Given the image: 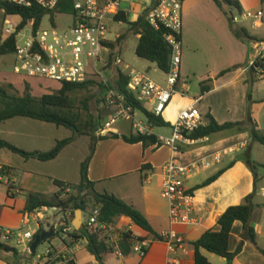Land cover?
Wrapping results in <instances>:
<instances>
[{
	"label": "crops",
	"instance_id": "crops-1",
	"mask_svg": "<svg viewBox=\"0 0 264 264\" xmlns=\"http://www.w3.org/2000/svg\"><path fill=\"white\" fill-rule=\"evenodd\" d=\"M143 2L145 4L140 7L135 5V0L122 2L121 10L129 22L136 21L145 10L152 8L157 0H143ZM239 3L242 10L257 8V0H239ZM0 12L3 14V11L0 10ZM111 24L113 25H110L108 42L112 44L118 39L120 41L111 48L106 47L103 52V58L107 63L104 66H99L101 77L108 81L115 79L119 68L114 63L108 65L112 54L122 59L125 70L131 69L129 65L130 62H133V64H139L144 72H156L155 64L137 57L133 61H126L125 46L128 38L133 34L127 27L125 28V24L122 22L114 21ZM133 36L135 38L133 49L135 54L139 36ZM180 36L179 74L181 80L186 82L187 79H197L200 83L207 81L210 90L193 98L179 97L176 99L174 97L161 116L169 124V128L180 111L193 105L198 113L205 117L206 124L209 122L206 118L208 114L218 124L244 122L249 111L259 132L264 131V119L256 109L264 105V98L254 95V84L258 80L264 81V75H262V71H258L252 80L248 75V63L253 57L259 55L264 63L262 54L264 36L254 38L256 40H248L249 44L237 39L228 24L225 7H218L214 0H182ZM250 48L255 49L254 54L250 53ZM228 69L231 70L219 76L222 71ZM209 80L211 81L208 82ZM187 89L186 85L184 90ZM248 94L250 96L249 103ZM197 98L198 102L194 103L193 99ZM115 110V106L112 105H107L104 109L109 119ZM122 120L117 121L114 124H117V127L108 133L104 131L102 122L103 128L99 134L135 135L132 120ZM107 121L108 119L104 123ZM146 128L155 136L161 135L153 132L151 126ZM71 137L72 132L64 127L29 118L16 117L0 122V140L27 153L48 152L58 141ZM251 144L248 126H244L241 132L230 130L217 133L208 137L207 142L187 146L181 154L176 155L181 163L189 164L200 158L210 157L214 153H223L219 164L194 173L185 181L186 190L194 193L195 215L198 220L193 226L182 227L170 225L168 210L161 207L155 200V192L161 197V169L170 158V150L167 147L156 145L143 147L141 143L128 144L122 139L99 141L88 165V179L95 184V191L100 189L98 193L112 194L133 206L145 216L157 234L163 230L173 229L188 244L184 252H177L173 255L166 250L163 243L135 226V234L151 243L147 255L141 259L132 253L120 257L113 252L105 254L102 263L168 264L169 259L176 256L182 264H193L194 252L191 243L208 230L218 231L217 219L219 216L228 207L242 204L254 189V174L249 167L250 163L247 164L246 155L242 154V151L245 153ZM89 148L90 137L82 135L65 146L55 159L45 162L35 158L25 159L7 149H0V169L7 167L9 170L7 177L0 175V228L16 232L23 227L33 226L31 221L26 224L25 194L34 193L50 198L58 192L55 181L77 185L80 182V166L89 155ZM226 157L229 159L225 160ZM144 164H148L149 168L141 170V166ZM229 165L230 167L214 182L199 187L209 177ZM9 186L12 187L11 195L8 192ZM257 197L256 193L252 199L255 207L251 215L255 244L245 241L232 264H264V255L260 252V250L264 251V208L260 206L264 204V201H257ZM45 216L48 217V222H53L58 218L59 212L51 208L45 213ZM68 220L72 223L73 216H68ZM122 221L131 222L126 217H123ZM241 233L242 224L238 221L234 222L228 240L229 252L236 251ZM56 238L58 241L49 239L45 242L47 243L45 253L49 250L52 256L72 257L74 264H99L95 256L86 248L85 241L76 240L70 247H67L63 241ZM7 244L15 248L18 255L4 253L5 256H0V264H43L45 261L44 254L39 258L40 263H25L29 258L27 245L25 247L21 244L24 247H19L15 242ZM201 253L210 264H226L224 258L204 250H201ZM22 259H24L23 262ZM55 264L66 263L57 260Z\"/></svg>",
	"mask_w": 264,
	"mask_h": 264
},
{
	"label": "built area",
	"instance_id": "built-area-1",
	"mask_svg": "<svg viewBox=\"0 0 264 264\" xmlns=\"http://www.w3.org/2000/svg\"><path fill=\"white\" fill-rule=\"evenodd\" d=\"M5 1L25 8L35 6L44 10L48 13L46 17L50 25L49 28L42 29L40 24L37 31H34L30 22L23 29L17 30L21 21L16 26L5 21L3 33L6 37L17 34L12 54L14 59L12 69L16 76L44 80L55 84L84 83L95 76H98L99 80L103 82L107 81L101 77L99 66H104L107 63L103 58V52L106 49L104 43L108 41L107 37L114 17L122 12L121 4L124 0H71L70 13H56L59 5L66 0ZM257 6L255 10L247 9L240 13L236 11L237 14L232 17V22H244L252 31L264 28V0H257ZM51 13L53 14V21H51ZM59 17L67 20L60 23L58 22ZM145 19L155 29L159 25H163L171 31V34L166 36V41L172 49L170 70L166 74V82L163 85L156 83L142 72L132 70V74L128 75L127 89L151 114L162 116L174 95L183 96L185 95L184 92L186 93L184 90L186 89V82L181 80L179 74L181 44L178 36H180L182 27V0H157L156 4L147 11ZM27 27H29L28 31H26ZM256 57L259 55L249 61L248 68L253 66ZM122 63L120 57H115V65ZM180 83L181 86L179 87ZM110 93L112 94L111 97H114L118 103L115 104L112 99H107L108 103L115 106L116 110L110 119L104 123L105 129L111 128L122 119L133 120L132 110L125 106L124 98L114 91H110ZM193 101L197 103L198 98L193 99ZM204 125H206L205 117L198 113L195 106L190 105L177 114L171 125L169 135L156 136V146L167 147L171 152L169 160L161 169L160 194L167 202L168 220L172 226L187 227L197 223L194 193L186 190L185 180L194 173L219 164L222 160L223 153L220 152L189 164H183L176 158V155L181 154L187 146L208 141V137L197 140L189 138L194 130ZM133 128L136 133L151 134L148 128L137 122L133 123ZM262 178L264 179V168ZM69 191L68 188L65 190L66 193ZM259 194L264 196V188L259 190ZM49 209L51 208L44 207L26 214V224L31 221L34 229L27 227V230L22 228L12 232L0 228V242L25 244L29 248V244L39 230H52L57 237L62 236L58 237L61 241L67 238L73 230L72 223L61 212L55 221L48 222L45 213ZM52 210L57 211L55 208ZM99 216L98 208L86 210L82 213L81 228L83 227L88 234L95 235L100 241L113 247V252L120 257L123 255L116 247V243L120 237L126 234L130 235L133 240L131 253L141 259L147 255L151 243L135 234L136 225L132 222L125 223L122 221L123 217L118 218L112 224H106L99 221ZM156 240L163 243L166 250L173 255L177 252H184L188 245L186 240L173 229L161 231ZM58 259L66 264H74L72 257L52 256L49 250L45 253L43 264H52ZM168 264L182 263L174 256L169 259Z\"/></svg>",
	"mask_w": 264,
	"mask_h": 264
},
{
	"label": "trees",
	"instance_id": "trees-1",
	"mask_svg": "<svg viewBox=\"0 0 264 264\" xmlns=\"http://www.w3.org/2000/svg\"><path fill=\"white\" fill-rule=\"evenodd\" d=\"M71 0H66L59 5L56 13H70L71 12ZM218 7L221 4H225L232 10L237 12L242 11V7L239 0H215ZM156 4V3H155ZM150 9V8H149ZM145 10L134 22H129L125 13L120 12L114 17L115 22H122L128 26L129 31L133 35H138L139 39L135 48V55L137 58L155 64L156 68L164 74H167L171 66V54L172 49L166 41V36L171 34V31L165 28L163 25H159L155 29L145 18L146 13L149 10ZM0 10L3 11L4 16H19L21 23L17 30L23 29L30 22L34 31H37L43 18L48 15L44 10L35 6L31 8H25L17 5L7 3L5 0H0ZM51 21H53V14L51 13ZM229 26L232 28V18L229 17ZM242 34L247 40H256L250 37L245 29H241ZM239 37L238 33H235ZM181 39V36H178ZM15 36L11 35L7 37L3 43L0 44V55L13 54ZM118 39L115 43H104V46L111 48L119 43ZM264 42V39L262 40ZM115 55H111L109 59L110 64L114 63ZM229 70L222 71L219 76L224 75ZM262 71L264 75V63L261 57H256L253 66L249 67L248 75L252 80L255 73ZM23 78L27 92L22 95H11L6 90L0 88V122L8 119L22 117L37 120L41 122L55 124L60 127H64L72 132V137L58 141L54 147L48 152H33L27 153L22 151L10 143L0 140V149H7L12 153L18 154L25 159L35 158L40 161H49L55 159L61 150L73 142L76 138L82 135L90 137L89 155L80 166V182L77 185L64 184L59 181H55L58 187V192L52 197L47 198L39 194L26 193L25 194V213H33L41 208H55L58 212L64 214L65 217L73 216L76 210L85 212L90 208H98L100 211L99 221L106 224L114 223L120 217H126L131 222L139 227L142 231L152 235L155 239L158 238V234L152 229L145 216L135 209L133 206L125 203L119 198L108 193H98L94 189V183L88 179V165L94 154L97 143L106 139H122L128 144L141 143L143 147L150 145H156L157 139L153 134H139L130 136H119L115 134L101 135L99 132L103 126L100 117H94L89 110L88 102H82V108L79 109L75 104L76 94L78 92L87 90L88 87L99 84L103 89L114 91L124 98L125 106H128L132 110V114L135 111L141 112L147 120V123L151 127H167L169 126L161 116H154L151 114L140 102H138L134 95L127 89L129 76L123 73L121 70H117L115 79L112 81L103 82L99 80L98 76L90 78V80L84 83L72 84V83H59L53 89V92L43 94L40 97H34L31 95L29 85ZM209 80L208 82H210ZM251 83L250 81H248ZM210 90V86L207 85V81L200 84V95L205 94ZM248 103L250 102V96H247ZM84 112V113H83ZM208 123L204 126L198 127L189 136L190 139L197 140L203 137H210L223 131H235L241 132L244 126H248L249 136L252 143H258L264 146V135L259 132L256 122L252 119L250 112H247L244 122L236 123H224L218 124L211 115H207ZM158 146V145H157ZM159 147V146H158ZM248 160L249 157L245 156ZM258 166L264 168V165H258L250 162L254 177V189L250 195H248L244 202L240 205L228 207L217 219L218 231L208 230L204 232L199 239L191 243L194 252L193 264H210L207 259L202 255L201 250L212 253L218 257L224 258L226 264H232L234 257L240 252L245 241H250L255 244V233L251 221L252 210L255 205L252 202L253 197L257 193L256 183L258 182L256 170ZM222 169L209 177L201 186H207L214 182L227 168ZM149 168L148 164L141 166V170ZM9 170L7 167H1L0 175L8 176ZM143 178V177H142ZM69 189V193L65 190ZM12 187H8V192L11 193ZM85 195L91 197L93 207H88ZM264 208V204L260 205ZM240 222L242 224V233L240 235V242L235 252L231 253L228 250V240L230 232L234 222ZM43 230L37 231L34 238L40 235ZM57 237L53 234L52 238ZM33 238V240H34ZM32 240V241H33ZM76 240H83L86 242V248L95 256L98 263L103 262V256L105 254L113 253L114 249L110 245L100 241L95 235L88 234L82 227L78 231L72 230L68 234L67 238L62 239L63 243L70 247ZM31 241V242H32ZM47 242V241H46ZM45 243V242H44ZM30 245V244H29ZM133 240L130 235H124L120 237L116 243V247L123 256H127L131 253V247ZM95 247V252L92 250ZM264 255V251L260 250ZM0 253H11L17 256L18 251L15 248L10 247L7 243L0 242ZM60 260V259H58ZM57 262V260L55 261ZM53 262L52 264H54ZM16 264V263H13ZM46 264V263H45Z\"/></svg>",
	"mask_w": 264,
	"mask_h": 264
},
{
	"label": "rangeland",
	"instance_id": "rangeland-1",
	"mask_svg": "<svg viewBox=\"0 0 264 264\" xmlns=\"http://www.w3.org/2000/svg\"><path fill=\"white\" fill-rule=\"evenodd\" d=\"M217 1H220V0H217ZM144 4H145V2H143V0H135V5H137V7L143 6ZM222 6L225 7V13H226L227 19H229V17L232 18L233 16H235L237 14L235 10L230 9L225 4H221V7ZM64 20H67V19L66 18L65 19L60 18V17L58 18V22H60V23L63 22ZM5 21H7L12 26H16L20 23L21 19L18 16H9V17L7 16V17H5L4 14H2L0 12V44L3 43L4 40L7 38L6 35L3 33V27L5 25ZM228 24H229V21H228ZM111 25H113V24H111ZM49 26H50L49 20L45 16L42 20L41 28L47 29V28H49ZM126 27L128 28V26L125 24V28ZM28 28L29 27H27L26 31L29 30ZM242 28L245 29V31L248 33V35L250 37L262 38L264 36V28L252 31L248 27V25L244 22H242V23H233L232 22V28H230V29L232 30V32L234 33V35L237 39H240V40L244 41L245 43L248 42V40L242 34V32H241ZM235 33H238L239 37H237ZM248 44H249V42H248ZM134 46H135V38L132 35L131 37L128 38V42L125 46V59H126V61L130 62V61H133V59H136V55L134 54V50H133ZM250 53L254 54L255 49L253 50L252 48H250ZM262 54L264 57V49L262 50ZM13 62H14V59H13L12 54H7V55H3V56L0 55V88L6 90L11 95H22V94H25L27 92L26 85H25V82L23 80V77L16 76L13 73V69H12ZM123 65H124V63L119 64V65H115V66H117L119 68V70H121L123 73L128 74V75L132 74V70L133 71H139L140 70L139 72L146 74L150 79H152V80H154L160 84H165V82H166V74L162 73L157 68H156L157 69L156 72H150V71L144 72V70L141 67H139L140 65L137 63L133 64V62H130L129 67L131 69H127V70L123 69ZM25 81L29 85V90H30L31 95L34 97H40L43 94L51 93V92H53V89L56 86V84L53 82H48V81L39 80V79H25ZM200 84H201L200 81H198L197 79H189V80L187 79L186 85H187L188 89L186 90V93L184 92L185 95H183V96L174 95V97L176 99H178L179 97H181V98H183V97H191V98L196 97L199 94H201L200 93ZM254 86H255L254 95L259 96L260 98H264V81L258 80L255 82ZM111 96H112V94L110 93L109 90L103 89L97 83L95 85L88 87L87 90H83V91L78 92V94H76L75 104L79 109H81L82 108V102L87 101L90 113L94 117H100L101 123L103 122V125H104V121L107 119L109 120L108 114L104 111V109L107 107V105L108 106L110 105L108 103L107 99L110 98L113 100V102L115 104L118 103L117 101H115V98L111 97ZM174 97L172 99H174ZM256 109H257V111L259 110V113L261 114L262 118L264 119V105L261 107H258ZM133 119H134V121L132 120V123L137 122V123L141 124L143 127H149L146 118L144 117V115L141 112L135 111L133 114ZM122 121H124V120H122ZM263 126H264V122H263ZM115 127H117V124L113 125L109 129L104 128V131L108 133V132L114 130ZM152 130H153V132H156V133L161 134V135H166L168 133L170 134L169 126H167V127H152ZM263 130H264V128H263ZM261 134L264 135V131H262ZM242 154L243 155L247 154V156L249 157L248 161H251L252 163H257L258 165L264 164V146H262L258 143H252L249 146V148L245 151V153L242 151ZM228 159H229V157H226L225 160H228ZM256 173L258 174V182L256 183L257 196L258 197L256 200L257 201H264V196H261L259 194V190L261 188H264V179L262 178L263 167L258 166ZM99 190L100 189H97V192ZM84 199L86 200L88 207L94 206L92 203L91 197L89 195H85ZM155 200L158 202V204L161 205V207L165 208V210H168L167 202L163 198H161L159 195H156V192H155ZM30 229H34V225L31 226ZM23 230H27V227H23ZM58 237H62V236H58ZM51 240L52 241H58L56 237L52 238ZM23 245L25 246V244H23ZM23 245H18V246L24 247ZM45 247H47V243H42L37 248L35 256H33V257L30 256L28 248H27V253H28L29 258H28L27 262H25V263H32V262L33 263H40L39 258L43 257V255L45 254V252H44ZM5 255L6 254H4V253H0V256H5ZM23 260L24 259H22V262H23Z\"/></svg>",
	"mask_w": 264,
	"mask_h": 264
},
{
	"label": "water",
	"instance_id": "water-1",
	"mask_svg": "<svg viewBox=\"0 0 264 264\" xmlns=\"http://www.w3.org/2000/svg\"><path fill=\"white\" fill-rule=\"evenodd\" d=\"M17 34H15L16 36ZM250 161H247V164H249ZM82 224V211L76 210L74 212V218L72 220V227L74 230L78 231L81 228ZM53 235L52 230L44 231L40 235L36 236L34 240L30 243L28 251L30 256H34L36 253L37 248L44 242L48 241ZM92 250L95 252V247H92ZM103 264V263H99Z\"/></svg>",
	"mask_w": 264,
	"mask_h": 264
}]
</instances>
